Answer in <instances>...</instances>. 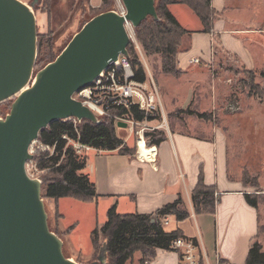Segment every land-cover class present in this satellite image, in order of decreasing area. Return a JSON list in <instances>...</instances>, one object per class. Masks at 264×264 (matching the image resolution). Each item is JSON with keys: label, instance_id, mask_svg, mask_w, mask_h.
<instances>
[{"label": "crops", "instance_id": "0c3cea01", "mask_svg": "<svg viewBox=\"0 0 264 264\" xmlns=\"http://www.w3.org/2000/svg\"><path fill=\"white\" fill-rule=\"evenodd\" d=\"M61 1L54 0L55 7ZM210 5L217 13L211 33L201 31L203 28L201 21L187 5L179 2L168 5V10L180 25L190 31L188 55L187 58L185 57L187 62L185 61V63L192 64L189 61L191 58L209 61L213 55L215 44L223 52L239 57V60L248 69H256L258 66L247 47L258 40L257 36H264V27H262L264 24V0H210ZM52 11L49 14L41 12L43 23L40 25L37 23L40 33L52 29L53 24L50 22ZM181 58L182 55L178 53V64ZM259 64L258 68L263 69V63L259 62ZM154 121L156 119H151L148 123L153 125ZM118 126V129L126 130L125 124ZM158 128L155 126V130ZM216 134L221 135L219 140L221 150L218 153L216 148L217 153L214 154L212 165L204 162L202 154H199V152H205L206 141L179 130H168L166 139L158 145H147L142 137L138 138L136 144V141L127 136L123 140L132 149V153L129 154L120 153L117 149L108 151L90 148L85 152L86 165L89 164V169L85 168L84 172L91 174L89 178L95 184L98 197L88 200L72 197L45 198L49 211L57 216L53 220V231L61 238L63 247L70 250L68 257L90 256L93 247L89 235L87 240L92 249L86 255L81 252V245L75 235L80 226L79 216L78 213H67L69 210L67 203L75 202H63L66 199L89 205L84 208L86 209L84 218L88 223L90 234L97 225L95 216L99 200L114 204L117 209L119 208V213L149 214L154 213L164 204L174 201L178 195L184 198L190 215L177 222L181 224L193 219L197 227V216H200L203 222L205 215H209L215 220L213 260L208 255L207 247L204 245L198 227L197 235L189 236L196 239L202 252L207 255L209 260L214 261L217 252L223 264H245L249 246L254 241L260 243L261 250L264 252V233L259 236L262 226L260 225L258 206H250L244 199V193H256V197L260 200V195H264V182L260 179L261 175L258 174L257 182L260 191L257 192L255 187L243 182L241 171L230 172L226 138L219 130ZM224 139L226 144L223 142ZM143 145L147 150V159L139 157V150ZM214 145L217 144L214 143ZM199 173L203 176L204 184L213 186L215 189L217 201L213 213L195 214L192 209L190 192L197 182ZM171 217L167 216L163 222ZM66 219L68 220L66 221ZM164 225L165 223H163ZM176 229H179L183 236L188 237L181 228ZM157 251L167 250L156 249ZM172 262L177 264V254L174 251Z\"/></svg>", "mask_w": 264, "mask_h": 264}, {"label": "water", "instance_id": "95a60500", "mask_svg": "<svg viewBox=\"0 0 264 264\" xmlns=\"http://www.w3.org/2000/svg\"><path fill=\"white\" fill-rule=\"evenodd\" d=\"M154 1L122 0L124 17L113 10L94 15L33 75L36 0L29 7L0 0V102L14 98L0 118V264H79L64 255L61 238L49 228L42 182L25 170L32 158L28 146L52 121H99L73 94L90 85L110 60L129 55L124 20L136 28L148 16L158 19ZM97 259L91 264L106 259L104 244Z\"/></svg>", "mask_w": 264, "mask_h": 264}, {"label": "rangeland", "instance_id": "374dc122", "mask_svg": "<svg viewBox=\"0 0 264 264\" xmlns=\"http://www.w3.org/2000/svg\"><path fill=\"white\" fill-rule=\"evenodd\" d=\"M22 1L28 5H31L33 2V0ZM46 4L49 8L52 7L51 10H53L50 14V22L53 24L50 30L51 33L48 30L50 39L52 40L50 45V51L52 53H47L46 59L38 64L34 63L33 75L43 67L48 59L52 60L55 58L73 34L88 19L98 13L115 8V0H110L108 6L102 5L101 0H62L56 7L54 0H36L31 9L36 18L37 35L42 34L39 31L38 25L43 23L41 12H45ZM262 27H264V24ZM257 37L258 40L254 41V44L248 46L247 49L254 57L256 66H260L259 62L263 63V69L258 67L256 69H248L242 64L239 57L223 52L214 44L213 55L209 61L199 60L197 63L186 64L188 49L179 52L182 55L179 64L177 61L180 73L174 76L162 73L159 58L155 55L145 56L136 39L139 49L133 42L131 43V48L136 51L142 65L143 63L146 64L148 69L147 71L144 67L146 77L148 74L153 77L158 87L165 113V119L161 117L159 120L154 121L153 125L149 123L148 125L158 126V130H162L165 133L168 130H179L188 132L196 138L204 139L206 141V149H204L205 152L202 151L199 154H202L203 161L208 162L210 165L213 164L214 154L217 153L216 148L218 149V153L221 150L219 141L221 135L216 134L219 130L224 134L227 141L229 171L234 173L239 170L242 172V175L246 173L250 177L258 173L261 175L260 179L264 182V76L259 75L260 71H264V36ZM13 100L14 98L12 97L0 102V118L9 112ZM183 110H194L195 113L204 112L208 116L205 119L198 118L195 115H189ZM117 111L112 108L107 116H95L97 118L105 117L104 119H112L114 121L115 132L118 136L123 139L128 136L129 139L137 141L139 136L136 131L141 126L134 125L133 131L129 132L127 128L129 126L127 122L128 116L113 118V115ZM118 123L125 124L126 130L118 129ZM226 141L224 139L223 142L226 144ZM214 143L217 145H214ZM37 155L38 153L33 154L32 162L29 161L27 163V169L31 176L37 177L43 183V179L48 177L49 173L46 170L41 171L35 167V161L38 162ZM90 158L91 156L89 157V161ZM85 168L88 170L89 164L88 166L85 165ZM84 169L82 172H84ZM84 173L88 176L91 175L88 172ZM42 198L48 215V225L51 229H54L53 220L57 216L52 211H49V207L45 203V198ZM63 202H75L67 203V207H69L67 213H78L80 226L75 235L81 245V252L86 255L92 249L87 240V236L90 235L88 223L84 218L86 211L84 208H87L89 205L72 199L70 201L66 199ZM111 205L114 204H108V201H98L96 205L97 215L95 216L96 226H100L105 222L107 210ZM257 206L260 225L262 226L259 233V236H261L264 233V195H260ZM115 209L118 213L120 212L116 206ZM205 216L204 222L200 216L196 217L197 227L204 245L207 247L208 255L213 260L212 251L215 220L209 215ZM197 227L193 219L180 224L171 217L167 219L164 230L171 231L176 228H181L183 233L189 237L197 235ZM99 243H103L101 236L99 237ZM62 250L64 255L68 257L70 250L64 247ZM98 253L99 250L94 251L92 249L90 256H74V260L79 264H91L92 262H97ZM172 255V250L157 251L154 260H151L149 264H173ZM140 257V252L135 251L132 259L127 264H142ZM97 264L110 263L106 258L105 261H99Z\"/></svg>", "mask_w": 264, "mask_h": 264}, {"label": "trees", "instance_id": "16d2710c", "mask_svg": "<svg viewBox=\"0 0 264 264\" xmlns=\"http://www.w3.org/2000/svg\"><path fill=\"white\" fill-rule=\"evenodd\" d=\"M109 1L101 0V3L108 6ZM174 2L187 5L197 15L203 26L202 32H212L213 21L217 13L212 9L210 0H155L154 6L158 19L148 16L135 28V37L143 54L147 57L157 56L161 72L175 76L180 73L176 56L179 52L189 48L190 31L184 29L168 10V5ZM45 6V12L49 14L52 7L49 8L47 4ZM51 43L49 31L47 34L37 35L35 63L38 64L45 60L47 53H52ZM129 45L128 57L134 72V80L143 82L146 79L145 70L136 51L131 48V43ZM49 61L51 60L48 59L44 65ZM259 75L264 76V71H260ZM117 110L118 115L127 114L135 121H143L145 117L148 121L161 118L159 112H152L145 116L136 105L130 106L129 109ZM183 111L198 118L205 119L208 116L204 112ZM143 137L147 145H158L166 139V133L153 129L144 131ZM37 139L43 144L54 146L52 155L47 158L40 157L37 162L38 169L49 173L48 177L43 179L41 186V196L44 198L72 197L88 200L98 197L95 184L86 173L82 172L86 165V154H76L72 146L67 144L68 140L78 141L98 150L117 149L123 154L132 153V149L125 144L123 138L116 134L114 121L109 118H99L98 122L87 119L55 120L40 130ZM257 178L258 173L252 177L246 173L242 175L243 182L255 187V191L258 192L260 189ZM256 195V193H244V199L248 205L257 206ZM216 201L214 187L205 185L203 176L199 173L197 182L190 192V202L194 213H213ZM189 215L186 202L181 195L149 214L118 213L115 205H111L107 210L105 222L96 226L90 233L93 250H100L104 244L106 258L110 264H127L134 252L139 251L140 262L147 264L155 257L156 249L169 251L171 242L176 237L183 236L179 229L165 231L163 219L172 216L176 221H182ZM50 230L53 231L51 228ZM100 236L103 238L101 244L99 243ZM245 264H264V252L259 242L254 241L249 246Z\"/></svg>", "mask_w": 264, "mask_h": 264}, {"label": "built area", "instance_id": "2783aa9c", "mask_svg": "<svg viewBox=\"0 0 264 264\" xmlns=\"http://www.w3.org/2000/svg\"><path fill=\"white\" fill-rule=\"evenodd\" d=\"M20 1L24 4H27L22 0ZM113 11H115L120 16H125L126 9L122 3V0H115V8ZM124 28L128 34L130 43L133 42L137 46L135 40V27L132 26L130 21L124 20ZM189 61L192 63H197L199 62V59L191 58ZM144 67L147 69L145 63H143V68ZM73 98L81 101L82 104L87 106L97 117L105 115L107 116L108 112L112 108L116 110L120 108L129 109L130 106L136 105L144 112L145 116L152 112H159L161 117L165 119L162 101L159 96L158 87L153 77L148 74L143 82L134 80V72L130 59L128 56L122 54H119L116 60H110L108 66L103 69L95 79H93L91 84L86 88L74 93ZM123 116H128L127 122L129 126L127 128L129 132L133 131L134 125L141 126L136 131L139 137L143 138V133L145 130L149 131L155 129L154 126L148 125V120L146 117L143 121H135L127 114L118 115L116 113L113 115V118H120ZM67 144H70L75 153L80 155L84 154L91 148L87 145L79 143L78 141L68 140ZM27 151L28 154L32 156L33 154L38 153V160L40 157L47 158L52 155L54 146L43 144L36 138L30 142ZM31 159L26 161L25 170L28 176L34 179L37 177L31 176L27 169V163L31 161ZM34 164L37 168V161H35ZM164 223H167V219H165ZM170 249L177 254V264H223L217 252L215 255V260H209L207 255L202 252L198 242L191 237H176L171 242Z\"/></svg>", "mask_w": 264, "mask_h": 264}, {"label": "bare ground", "instance_id": "6f19581e", "mask_svg": "<svg viewBox=\"0 0 264 264\" xmlns=\"http://www.w3.org/2000/svg\"><path fill=\"white\" fill-rule=\"evenodd\" d=\"M25 5H27V4H25ZM27 6L29 7V5H27ZM29 86H30V84L28 83L25 87H23V88L21 89V91L24 90V89H26V88H28ZM139 157H140V158H146V159H147V150H146V148H145L144 145L140 147V150H139ZM70 259H71V260H74V258L71 257V256H70ZM74 261H75V260H74Z\"/></svg>", "mask_w": 264, "mask_h": 264}]
</instances>
